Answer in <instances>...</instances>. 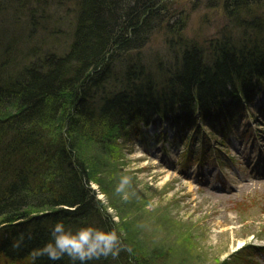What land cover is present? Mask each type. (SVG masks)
I'll list each match as a JSON object with an SVG mask.
<instances>
[{"label": "trees", "instance_id": "obj_1", "mask_svg": "<svg viewBox=\"0 0 264 264\" xmlns=\"http://www.w3.org/2000/svg\"><path fill=\"white\" fill-rule=\"evenodd\" d=\"M170 1L51 0L58 12L72 4L75 25L63 45L58 24L68 12L54 19L46 0H0V12L23 14L29 27L55 38L47 43L51 49L42 43L29 49L15 68L0 53V258L74 264L67 255L52 259L42 251L61 219L74 230L86 224L117 230L91 188L101 180L88 165L85 144L106 156L129 135L124 129L136 113L145 114L146 125L148 113H179L198 132L243 100L253 102L259 86L264 90V0H200L222 6L233 24L205 49L183 37L184 19ZM161 30L177 50L151 65L134 50ZM10 45L16 49L9 53L18 54V40ZM120 235L118 255L87 264H151Z\"/></svg>", "mask_w": 264, "mask_h": 264}, {"label": "rangeland", "instance_id": "obj_2", "mask_svg": "<svg viewBox=\"0 0 264 264\" xmlns=\"http://www.w3.org/2000/svg\"><path fill=\"white\" fill-rule=\"evenodd\" d=\"M50 1L46 3L55 12L54 19L69 14L58 24L62 34L56 38L58 43L68 44L75 25L69 10L72 4L63 5L58 12ZM202 3L172 0L169 6L180 13L176 17L184 19L183 37L205 49L232 23L222 6L210 8ZM7 16L0 17V53L7 59L5 64L20 65L29 49L42 43L46 50L47 43L55 41L41 27H29L25 15ZM167 37L165 30L158 31L138 55L151 65L157 60L161 65L177 50V44ZM16 40L18 54L9 53L16 49L10 45ZM178 115L148 113L151 119L146 125L145 114L136 113V121L124 129L129 135L118 138L106 156L93 144L84 148L80 144L95 178L101 180V186L92 183L97 199L107 207L136 255L145 256L151 264H264L262 86L253 102L244 101L242 107L224 112L226 117L211 128L199 121L203 126L196 132L179 121ZM124 176L129 180L117 191ZM111 200L116 207L110 206ZM0 264L29 261L0 258Z\"/></svg>", "mask_w": 264, "mask_h": 264}, {"label": "clouds", "instance_id": "obj_3", "mask_svg": "<svg viewBox=\"0 0 264 264\" xmlns=\"http://www.w3.org/2000/svg\"><path fill=\"white\" fill-rule=\"evenodd\" d=\"M129 177L124 176L117 187L122 191ZM127 198V193H125ZM51 239L43 246L52 259L67 255L74 264H87L94 258L116 256L122 245V237L115 228L103 229L93 224L76 228L69 227L64 220H57L50 229Z\"/></svg>", "mask_w": 264, "mask_h": 264}, {"label": "bare ground", "instance_id": "obj_4", "mask_svg": "<svg viewBox=\"0 0 264 264\" xmlns=\"http://www.w3.org/2000/svg\"><path fill=\"white\" fill-rule=\"evenodd\" d=\"M1 16H2L3 18H4V16H5L7 19L9 18V17L7 16V14H4V13H0V17H1ZM1 19H2V18H1ZM220 35H221V37H222V33H220ZM221 37H219L218 39H216V40H214V41H211V40H210V42H209V44H208V46H207L206 48L211 47V45H212L211 43H212V42H215V41H217V40H220ZM139 51H140V49H138V50H134L135 54L139 53ZM161 80H165V77H162ZM161 82H163V81H161ZM242 103L244 104V100L242 101ZM244 107H245V110L248 108L246 104L244 105ZM200 122H201V121H200ZM183 123H185L184 120H183ZM212 123L215 124V121H213ZM192 128H193V127H192ZM193 129H194V128H193ZM94 182L97 183L99 186H101V184H100L101 181H100V182H97V181H91V188H92V190H93V191L95 192V194H96V189H94V188L92 187V183H94Z\"/></svg>", "mask_w": 264, "mask_h": 264}]
</instances>
